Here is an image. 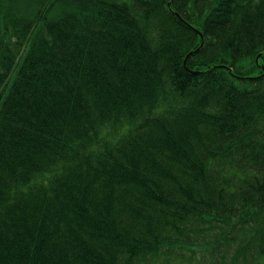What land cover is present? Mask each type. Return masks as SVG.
I'll use <instances>...</instances> for the list:
<instances>
[{
  "label": "trees",
  "instance_id": "1",
  "mask_svg": "<svg viewBox=\"0 0 264 264\" xmlns=\"http://www.w3.org/2000/svg\"><path fill=\"white\" fill-rule=\"evenodd\" d=\"M208 222L262 264L264 0H0V264H156Z\"/></svg>",
  "mask_w": 264,
  "mask_h": 264
},
{
  "label": "rangeland",
  "instance_id": "2",
  "mask_svg": "<svg viewBox=\"0 0 264 264\" xmlns=\"http://www.w3.org/2000/svg\"><path fill=\"white\" fill-rule=\"evenodd\" d=\"M16 72L12 74V77L9 80V85L13 82ZM7 91L8 87L5 88L4 93ZM258 224L259 223L257 222V225ZM207 225L206 234L198 238L197 245L192 247H190V245H183L180 249H175V252H172L169 258L167 255L166 257L162 256L156 264H249L247 260L248 256L245 258L243 253L241 256H236L239 247H234L229 253H224L223 255L220 250H218L219 246L220 249H224L226 247L227 240H229L230 237L224 236V232L225 230L230 231V227L214 222H208ZM240 226L241 225L237 228H240ZM249 229V227L245 228L242 231V234H247L248 237L246 239L249 241L251 240L252 243L250 235L252 232ZM213 239H215V242L222 241V244L218 247L214 244L215 242H213V245L209 244ZM239 239L242 242V237H239ZM262 264H264V260L262 261Z\"/></svg>",
  "mask_w": 264,
  "mask_h": 264
},
{
  "label": "water",
  "instance_id": "3",
  "mask_svg": "<svg viewBox=\"0 0 264 264\" xmlns=\"http://www.w3.org/2000/svg\"><path fill=\"white\" fill-rule=\"evenodd\" d=\"M192 53V52H191Z\"/></svg>",
  "mask_w": 264,
  "mask_h": 264
}]
</instances>
